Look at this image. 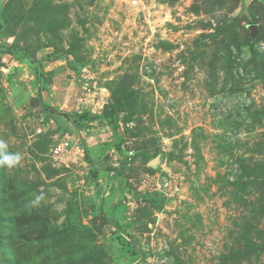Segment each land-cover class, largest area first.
<instances>
[{
	"label": "rangeland",
	"instance_id": "obj_1",
	"mask_svg": "<svg viewBox=\"0 0 264 264\" xmlns=\"http://www.w3.org/2000/svg\"><path fill=\"white\" fill-rule=\"evenodd\" d=\"M0 142V264H264V0H0Z\"/></svg>",
	"mask_w": 264,
	"mask_h": 264
},
{
	"label": "clouds",
	"instance_id": "obj_2",
	"mask_svg": "<svg viewBox=\"0 0 264 264\" xmlns=\"http://www.w3.org/2000/svg\"><path fill=\"white\" fill-rule=\"evenodd\" d=\"M6 145H4L2 142H0V149L5 148ZM21 160V156L19 153H3L0 155V165L7 166L8 168H12L16 166ZM42 199L41 196H37L35 200H33L31 203L33 205L39 203V201Z\"/></svg>",
	"mask_w": 264,
	"mask_h": 264
},
{
	"label": "crops",
	"instance_id": "obj_3",
	"mask_svg": "<svg viewBox=\"0 0 264 264\" xmlns=\"http://www.w3.org/2000/svg\"><path fill=\"white\" fill-rule=\"evenodd\" d=\"M71 138L73 139L72 142L69 144L67 140L63 141L64 145L68 148H75L76 144H77V139L74 138V134L73 132H69Z\"/></svg>",
	"mask_w": 264,
	"mask_h": 264
},
{
	"label": "built area",
	"instance_id": "obj_4",
	"mask_svg": "<svg viewBox=\"0 0 264 264\" xmlns=\"http://www.w3.org/2000/svg\"><path fill=\"white\" fill-rule=\"evenodd\" d=\"M64 146L62 145H58L57 148H56V151H60L61 149H63ZM165 260V258H162V261ZM164 262V261H163Z\"/></svg>",
	"mask_w": 264,
	"mask_h": 264
},
{
	"label": "trees",
	"instance_id": "obj_5",
	"mask_svg": "<svg viewBox=\"0 0 264 264\" xmlns=\"http://www.w3.org/2000/svg\"><path fill=\"white\" fill-rule=\"evenodd\" d=\"M80 116L83 117V118H88V116L85 113L81 114Z\"/></svg>",
	"mask_w": 264,
	"mask_h": 264
}]
</instances>
